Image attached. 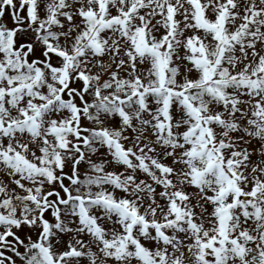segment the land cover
I'll return each instance as SVG.
<instances>
[{
    "label": "snow or ice",
    "instance_id": "snow-or-ice-1",
    "mask_svg": "<svg viewBox=\"0 0 264 264\" xmlns=\"http://www.w3.org/2000/svg\"><path fill=\"white\" fill-rule=\"evenodd\" d=\"M0 264H264V0H0Z\"/></svg>",
    "mask_w": 264,
    "mask_h": 264
}]
</instances>
